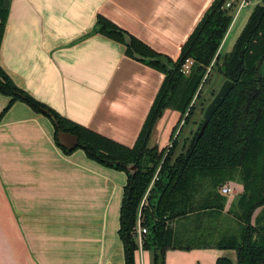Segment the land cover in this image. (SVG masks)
<instances>
[{
  "label": "crops",
  "instance_id": "crops-1",
  "mask_svg": "<svg viewBox=\"0 0 264 264\" xmlns=\"http://www.w3.org/2000/svg\"><path fill=\"white\" fill-rule=\"evenodd\" d=\"M212 1L10 0L0 66L61 117L132 147L164 74L96 33L97 15L175 60ZM242 12H234L220 54L231 50ZM8 100L0 94V264H124L118 228L125 171L81 147L63 151L49 117L21 100L3 112ZM179 118L163 111L149 147H166ZM231 183L236 195L242 191ZM233 254L170 249L165 264L235 262ZM135 264H152L151 252L137 250Z\"/></svg>",
  "mask_w": 264,
  "mask_h": 264
},
{
  "label": "trees",
  "instance_id": "trees-1",
  "mask_svg": "<svg viewBox=\"0 0 264 264\" xmlns=\"http://www.w3.org/2000/svg\"><path fill=\"white\" fill-rule=\"evenodd\" d=\"M9 1L0 0V44ZM224 1L211 2L180 47L175 60L153 51L108 19L97 15L96 33L122 43L125 54L133 59H136L133 52L157 57L156 61L136 60L164 74L132 147L123 146L61 117L21 90L0 66V94L9 97L3 112L14 101L21 100L53 123L54 119L57 121L54 138L63 151L71 150L59 145L58 129L77 135V148H83L88 156L125 171L127 181L123 187L118 228L124 264H135L138 213L141 226L146 228L142 249L151 252L152 264H165L166 252L170 249L195 248L235 252V262L220 257L215 264H264V219L254 216L256 210L264 207V0L254 7L233 48L224 54L218 65L219 48L235 12L233 8L224 9ZM124 34L131 37L130 46L124 42ZM187 58L193 63L185 74L181 72V66ZM160 59L168 60L169 71ZM215 66L223 81L231 80L233 87L203 132L199 135L204 123L202 117L184 151L175 157L172 151L177 137L167 150L150 148L148 140L163 109L171 106L180 113V118L187 112L186 120L192 113L190 103L201 81L207 80ZM175 131L176 128L171 137ZM131 164L136 165L134 172L127 169ZM237 178L242 184V192L230 204L228 215L238 227L234 228L228 221L224 227L222 211L226 197L219 193V188L226 181Z\"/></svg>",
  "mask_w": 264,
  "mask_h": 264
},
{
  "label": "rangeland",
  "instance_id": "rangeland-1",
  "mask_svg": "<svg viewBox=\"0 0 264 264\" xmlns=\"http://www.w3.org/2000/svg\"><path fill=\"white\" fill-rule=\"evenodd\" d=\"M260 4H261V0H253L251 4L245 5L243 7V12L241 13L240 18L237 22V29H239L240 27L241 28L238 32L236 39L234 40V42L232 43V45L230 47L231 49L233 48L238 36L240 35L241 31L243 30V28H244V26H245V24H246V22L250 16L251 12L253 11L254 7L256 5H260ZM226 48H224V50L221 52V54L219 53L218 65L221 63L222 57L224 56V54L227 53V52H225L227 50ZM209 69L210 68H208L207 71H209ZM203 81L204 80L201 81L196 94L194 95V97L191 100L190 106L193 105L192 113L187 117L186 120H184V118L187 115V112L182 116V118H179V120H181V121L178 123V125H175V127H174V128H176L175 133L171 137L167 146L164 147L165 150H167V148L170 146L171 142L177 137V144L174 147V150L172 151L173 157H175V155H177L179 152L184 151V149L186 148V146L188 145V143L192 139L193 135L195 134L196 130L199 127V124H200V121L203 117V113H204L206 106L212 100L214 95L217 93L221 83L223 82V78L220 76V74L217 71V67L215 66L209 72L207 80L204 83H203ZM198 92H199V96H197ZM166 109L174 110L170 106V107L163 109V111H165ZM186 111H188V109ZM162 112H161L159 118L162 116ZM156 121H155V123H156ZM154 126H155V124H154ZM161 132H163V131H161ZM164 148H162V149H164ZM162 149H159L157 147V151H161ZM232 182H237L242 186V184L240 182H238V178ZM225 184L230 185L233 192L229 193L228 195H223L226 197V202H225L224 210L222 211V221H223L224 227H226V225L228 224L227 223V221H228L230 225H232L234 228H237L238 225H236V222L234 221V219H232L228 215V209L230 207L229 203L236 201L242 191H240L236 195L235 194V190H236L235 185L233 183H231L230 181H226L222 185H225ZM255 215L263 217V219H264V207L262 209L259 208L258 210H256L254 216ZM136 243H137V241H136ZM233 255L235 258V252Z\"/></svg>",
  "mask_w": 264,
  "mask_h": 264
},
{
  "label": "water",
  "instance_id": "water-1",
  "mask_svg": "<svg viewBox=\"0 0 264 264\" xmlns=\"http://www.w3.org/2000/svg\"><path fill=\"white\" fill-rule=\"evenodd\" d=\"M124 42L126 45L130 46L132 43L131 37L127 34H124ZM133 56L134 58L139 59V60H147V61L158 60L157 57H145L136 52H133ZM160 61L167 68L168 71L171 69V65L168 63L167 59H160ZM232 87H233V82L229 79H226L221 83L217 93L214 95V97L208 103V105L206 106L204 110V113H203L204 123L200 129L199 135L203 132L206 123L211 119L214 112L222 104V102L224 101V99L229 94L230 90L232 89ZM18 95L21 96L20 94ZM54 124L56 125V127H58V123L55 119H54ZM56 137H57V141L59 145H61L67 150H73L79 145L78 136L70 132H64L58 129ZM127 169L130 172H134L136 170V165L135 164L128 165Z\"/></svg>",
  "mask_w": 264,
  "mask_h": 264
},
{
  "label": "built area",
  "instance_id": "built-area-1",
  "mask_svg": "<svg viewBox=\"0 0 264 264\" xmlns=\"http://www.w3.org/2000/svg\"><path fill=\"white\" fill-rule=\"evenodd\" d=\"M253 0H225L222 4V7L224 9L233 8L235 12L241 10L245 5H248L252 3ZM193 60L191 58H187L185 62L181 66V72L187 74L189 72L190 66L192 65ZM220 194L222 195H228L229 193H232L231 186L228 184L222 185L219 189ZM146 233V228L141 226L140 221V213L137 215V222L135 226V238L138 244V251H142V243L143 238Z\"/></svg>",
  "mask_w": 264,
  "mask_h": 264
}]
</instances>
